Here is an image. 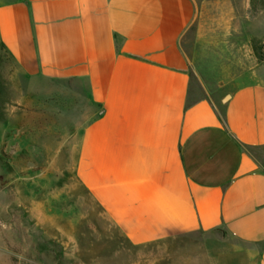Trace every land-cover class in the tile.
Masks as SVG:
<instances>
[{
  "label": "crops",
  "instance_id": "0c3cea01",
  "mask_svg": "<svg viewBox=\"0 0 264 264\" xmlns=\"http://www.w3.org/2000/svg\"><path fill=\"white\" fill-rule=\"evenodd\" d=\"M228 1L0 0L10 57L78 99L81 193L161 264H264V11Z\"/></svg>",
  "mask_w": 264,
  "mask_h": 264
},
{
  "label": "rangeland",
  "instance_id": "374dc122",
  "mask_svg": "<svg viewBox=\"0 0 264 264\" xmlns=\"http://www.w3.org/2000/svg\"><path fill=\"white\" fill-rule=\"evenodd\" d=\"M218 10L237 16L240 4ZM65 91L31 80L0 43V264H161L162 249L131 247L81 193L79 104Z\"/></svg>",
  "mask_w": 264,
  "mask_h": 264
},
{
  "label": "water",
  "instance_id": "95a60500",
  "mask_svg": "<svg viewBox=\"0 0 264 264\" xmlns=\"http://www.w3.org/2000/svg\"><path fill=\"white\" fill-rule=\"evenodd\" d=\"M228 98V96H226L223 100H226Z\"/></svg>",
  "mask_w": 264,
  "mask_h": 264
},
{
  "label": "trees",
  "instance_id": "16d2710c",
  "mask_svg": "<svg viewBox=\"0 0 264 264\" xmlns=\"http://www.w3.org/2000/svg\"><path fill=\"white\" fill-rule=\"evenodd\" d=\"M3 47V46H2ZM4 48V47H3Z\"/></svg>",
  "mask_w": 264,
  "mask_h": 264
}]
</instances>
